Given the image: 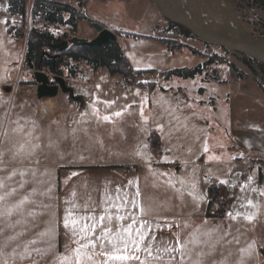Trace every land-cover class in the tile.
Wrapping results in <instances>:
<instances>
[{
    "label": "crops",
    "instance_id": "obj_1",
    "mask_svg": "<svg viewBox=\"0 0 264 264\" xmlns=\"http://www.w3.org/2000/svg\"><path fill=\"white\" fill-rule=\"evenodd\" d=\"M122 1H101L100 7L108 11L113 2ZM90 2L84 8L89 20H79L74 32L75 37L86 41L97 35L91 22L116 31L98 13L87 10ZM139 2L157 8L147 0ZM155 23L157 20L154 19L153 25ZM193 67L201 68V65ZM97 69L111 78L115 76L103 67L95 68V72ZM214 69L218 70L211 67ZM209 70H203L193 78L171 76L176 80L173 82L175 87H161L157 116L160 123L165 124L157 133V149L172 158L150 157L148 149L146 154L133 152L139 140L136 137L128 141L132 149L129 155L83 161L19 162L12 157L11 150L3 146L0 203H4L5 198L8 203L13 199L15 209L8 212L13 225H22V231H30V223L49 226L51 247L56 246V256L52 258L55 264H61L62 258L70 254L69 250L78 246L74 243L72 225L67 229L64 226L65 216L81 225L88 224L91 222L84 217L92 215L98 219L99 215L105 214V207L113 220L109 224L105 219L93 236L98 235L104 225L123 227L131 222L116 221L117 214L135 215L137 226L145 221L151 225L148 238L155 237L151 241L152 255L140 254L145 264H264V255L260 252L264 249V92L250 77L239 79L231 72L221 76L218 71L209 74ZM66 96L63 93L58 98L57 93L43 100L31 95L27 101L13 98L10 103L16 102V111L20 115L30 118L32 114L39 121L52 120L63 113L66 122L73 118V113L76 120L80 121V117L83 120L82 111L68 108ZM55 103H60L57 112L52 106ZM7 106L0 108V150ZM221 117L222 125L218 130L224 143L216 145L213 144L212 123ZM195 123L203 126L199 133L202 142L207 141L205 147L208 151L201 156L190 154L191 135L198 132ZM8 139L13 142L15 138L12 134ZM245 149V154H236ZM32 166L40 171L28 170ZM228 176L235 181L231 187L221 183ZM129 181L133 183L129 184ZM211 184L220 187L217 194L225 200L217 216L207 217L205 209ZM37 195H46V202H51L47 213L32 209L34 201H30L32 208L22 207L23 199ZM125 199L129 202L126 206L123 205ZM133 199L139 207L131 205ZM118 204L122 206L117 208ZM93 208L95 211H90ZM248 216L251 219H246ZM42 228H32V231L38 232ZM20 239L27 241L25 245L29 244L28 232ZM75 239L79 240V236ZM177 241L181 243L177 244ZM33 243L36 245L35 241ZM164 246L180 247L183 254L176 251L165 253ZM157 248H160L159 252ZM156 256L160 258L156 259ZM96 259L102 258L97 255Z\"/></svg>",
    "mask_w": 264,
    "mask_h": 264
},
{
    "label": "rangeland",
    "instance_id": "obj_2",
    "mask_svg": "<svg viewBox=\"0 0 264 264\" xmlns=\"http://www.w3.org/2000/svg\"><path fill=\"white\" fill-rule=\"evenodd\" d=\"M52 1L69 4L85 14L84 8L89 0H82L83 7L78 6L77 0ZM101 1L105 2V0H91L87 10L98 13L108 26L116 30L114 32L117 42L134 69H154L155 72H144L145 76L141 79L134 76L133 72L126 76L115 75L111 78L107 73L102 72L103 70L97 69L95 72L85 61L70 60L69 65L77 70L73 79L67 67L60 66L62 71L60 76L72 88V95L66 94L68 100L66 104L73 111H82L84 119L80 117V121L76 120L74 113L73 118L67 122L64 113L46 121H39L32 114L30 118L20 115L16 111V102L10 103V101L13 98L27 101L31 95L37 98L33 71L37 69L43 71L50 79L56 75L47 68L28 67L24 53L29 31L33 28L48 31L61 41L68 40L74 32L72 33L68 24H51L40 17L35 20L31 15L32 0H25V13L17 14L18 18L14 17L15 13L5 10V4H0V108L10 103L7 106L2 128L3 144H1L0 157L4 148L11 150L12 157L19 162L83 161L113 155L124 157L132 152L128 141L136 137L139 140L133 152L146 154L148 149L150 157L172 158L164 154L161 149L152 147L149 139L151 131L159 133L165 124L163 121L161 124L157 116L160 110L159 98L162 96L161 87L172 89L175 87L173 82L176 81L171 76L167 79L163 78L160 75L163 71L160 70L201 65V72L210 69L209 74L218 71L221 76H226L229 72L236 74L238 69L248 77H253V80H258L264 87V74L258 68H256L257 73H252L244 64L242 54L201 41L194 36L175 32L169 27L171 22L165 20L157 8L140 3L141 0H123L113 2L112 7H109L110 10L103 11L100 7ZM205 1L219 16L236 18L253 35L264 36V0ZM221 2L224 3L222 7ZM64 18H67L66 14ZM154 19L157 23L153 25ZM8 25L16 27L22 34L8 33L6 30ZM130 33L138 34L139 37ZM44 50L51 54L58 53L48 47H44ZM208 59H213V62L205 64ZM211 67L218 70H211ZM127 76L131 77L130 81ZM170 78H172L171 82ZM5 86H10L11 90L4 91ZM62 95L63 93L59 91L58 98ZM69 95L79 98V102L69 98ZM52 106L55 112L60 109V103ZM115 112H120L121 115L117 117L114 115ZM104 116H108L109 120L105 121ZM227 121L229 123V120ZM194 125L198 128L196 129L198 132L191 135L190 154L201 156L202 153H207L205 149H201L205 147L207 141L202 142L199 133L203 131L200 128L203 126L200 123ZM220 125H222V117L213 120V144L216 145L224 143L221 131L218 130L221 129ZM12 134L15 139L10 142L8 136ZM246 152L245 149L236 154ZM28 170L34 172L39 169L35 170L32 166ZM233 184L235 181L228 176L224 185L231 187ZM217 195L221 198V208L225 197L223 199L219 194ZM47 199L46 195L23 199L22 207L29 208L30 201H34V208L32 205L30 208L47 213L51 203L46 202ZM12 200L8 203V199L5 198L4 203H0V264H55L52 258L56 256V246L51 247L52 242L47 231L50 227L44 223L41 225L30 223L28 224L30 231H22V225L18 223L13 225L10 221L11 214H8L11 209H15ZM40 226L44 229H38V232L32 231V228ZM27 232L29 244L25 245L27 241L21 240L20 237H24Z\"/></svg>",
    "mask_w": 264,
    "mask_h": 264
},
{
    "label": "trees",
    "instance_id": "obj_3",
    "mask_svg": "<svg viewBox=\"0 0 264 264\" xmlns=\"http://www.w3.org/2000/svg\"><path fill=\"white\" fill-rule=\"evenodd\" d=\"M86 1V0H84ZM248 1V0H246ZM258 1V0H253ZM82 0H77V4L79 7H83L84 3ZM0 4H5V10L9 13H15L24 15L25 13V0H0ZM67 15V18H64V15ZM31 15L38 16L42 18L47 23L51 24H68L71 27L72 33L75 32L77 22L79 20H89L88 17L77 8L57 1L52 0H32L31 4ZM170 29H173L175 32L192 36L187 30H184L178 25L170 23ZM7 32L11 34L20 35L22 34L19 29L12 25H8ZM135 37H139L138 34L130 33ZM61 40L54 36L52 33L48 31H41L40 29L33 28L29 31L26 42L25 49V60L26 62L32 63L36 68H47L51 73L62 75V71L60 66L64 65L67 67V70L70 76H75L77 74V70L69 65V61L79 62L85 61L92 68L103 67L108 73L113 75L126 76L132 73L133 71L138 72H147L154 73L155 70H143V69H134L130 65L128 59L121 51V48L117 41L108 40L101 45H88L86 40L77 38L72 34L69 36L67 40V47L61 51L55 50L58 52V56L55 58L42 56V51L44 47H48L50 50H54L51 48L52 44L59 43ZM243 62L246 66L250 68L252 73H257L256 68L264 74V65L248 58L245 55H242ZM213 62V59H208L205 64ZM232 68V65H230ZM237 77L239 79H243L248 77V75L242 71L236 69ZM201 69L199 67H180L173 68L167 71L161 72L160 75L163 78L167 79L170 76H176L181 78H193L195 75L199 74ZM253 78V77H251ZM255 80V79H254ZM258 84L259 88L264 92V87L262 84L255 80ZM69 98L75 99L79 102V98L72 97L69 95ZM150 141L152 147L158 148L159 138L158 134L155 131H151ZM261 180V175L259 177ZM219 186H214L211 184L208 188V194L210 198L216 196ZM210 204L208 201L207 205ZM205 216L212 217L217 215H210L205 212ZM260 252L264 255V249H260Z\"/></svg>",
    "mask_w": 264,
    "mask_h": 264
},
{
    "label": "water",
    "instance_id": "obj_4",
    "mask_svg": "<svg viewBox=\"0 0 264 264\" xmlns=\"http://www.w3.org/2000/svg\"><path fill=\"white\" fill-rule=\"evenodd\" d=\"M147 1L158 8L165 20L184 28L197 39L245 55L264 65V36L253 35L236 18L219 16L205 0ZM222 6L224 3L221 2ZM91 26L96 30L97 35L86 41L88 45H101L108 40H117L116 34L101 24L91 22ZM66 47V40L51 45L52 49L59 51ZM42 56L55 58L58 53L51 54L43 50ZM27 65L30 69L34 67L28 61ZM33 76L38 99L54 97L59 91L72 95V88L60 75H54L50 79L45 72L37 69L33 71ZM3 89L11 90L10 86H5Z\"/></svg>",
    "mask_w": 264,
    "mask_h": 264
},
{
    "label": "snow or ice",
    "instance_id": "obj_5",
    "mask_svg": "<svg viewBox=\"0 0 264 264\" xmlns=\"http://www.w3.org/2000/svg\"><path fill=\"white\" fill-rule=\"evenodd\" d=\"M115 116L119 117L120 112H115ZM105 121L109 120L108 116H104ZM205 151H208L205 147ZM133 181H129V184H132ZM225 183V181H221ZM120 189H117L119 192ZM126 195V194H125ZM139 195V193H137ZM106 202V201H105ZM129 202L125 199L123 205H127ZM133 207H139L138 202L133 199L131 202ZM251 203V201H249ZM75 207V205H73ZM122 205H116L117 208H120ZM90 211H95L91 209ZM104 215H99L98 219L92 215H87L84 219L90 221L91 223L81 225L77 220H70L66 215L64 218L65 228H69V225H72V235L74 238V243L78 246L75 249H70V254L63 257L61 264H132L133 261L138 262V264H145L141 260L140 254L146 253L149 256L152 255L153 244L152 240H155V237L152 236L148 238V233L151 231V225L145 221L142 224H138V219L135 215L128 216L124 214H117L115 216L116 221H126L130 220V223H127L126 226H115L110 227L104 225L100 227L99 234L93 236L92 233L96 232L98 225H101L105 219L111 224L113 217L107 215L108 209L105 207L103 209ZM146 214V213H145ZM231 215V214H229ZM235 219V217H232ZM246 219H251V216L246 217ZM79 236V240L75 238ZM180 241H177V244H180ZM163 252L170 253L173 251L181 252L183 250L180 247L173 248L164 246ZM157 251H160V248H157ZM99 255L102 259L97 260L96 256ZM159 259V256L155 257Z\"/></svg>",
    "mask_w": 264,
    "mask_h": 264
},
{
    "label": "built area",
    "instance_id": "obj_6",
    "mask_svg": "<svg viewBox=\"0 0 264 264\" xmlns=\"http://www.w3.org/2000/svg\"><path fill=\"white\" fill-rule=\"evenodd\" d=\"M15 18H18V15L15 14L14 15ZM34 19L35 20H38V16H34ZM133 75L136 76L137 78H143L145 76L144 72H139V73H136L133 71ZM127 79L130 81L131 80V77L130 76H127ZM220 200L221 198H219V196L216 194L215 197L213 198H210L208 201H210V204L207 205L206 207V212L210 215H217L218 214V210L220 208Z\"/></svg>",
    "mask_w": 264,
    "mask_h": 264
},
{
    "label": "flooded vegetation",
    "instance_id": "obj_7",
    "mask_svg": "<svg viewBox=\"0 0 264 264\" xmlns=\"http://www.w3.org/2000/svg\"><path fill=\"white\" fill-rule=\"evenodd\" d=\"M182 28V27H181ZM184 29V28H183ZM185 30V29H184Z\"/></svg>",
    "mask_w": 264,
    "mask_h": 264
}]
</instances>
